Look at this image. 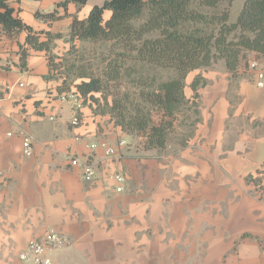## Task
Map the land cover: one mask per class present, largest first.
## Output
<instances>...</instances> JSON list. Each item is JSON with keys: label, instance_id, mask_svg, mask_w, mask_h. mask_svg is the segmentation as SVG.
I'll return each mask as SVG.
<instances>
[{"label": "crops", "instance_id": "1", "mask_svg": "<svg viewBox=\"0 0 264 264\" xmlns=\"http://www.w3.org/2000/svg\"><path fill=\"white\" fill-rule=\"evenodd\" d=\"M94 5L10 2L50 53L31 48L26 31L8 35L0 25V264H23L29 242L50 230L70 241L55 264H264V87L243 62L236 77L224 59L190 73L187 98L196 76L206 85L185 147L142 150L89 99L74 127L73 104L59 99L62 79H47L49 56L58 61L77 44L73 17L86 19ZM73 158L90 159L93 181Z\"/></svg>", "mask_w": 264, "mask_h": 264}, {"label": "trees", "instance_id": "2", "mask_svg": "<svg viewBox=\"0 0 264 264\" xmlns=\"http://www.w3.org/2000/svg\"><path fill=\"white\" fill-rule=\"evenodd\" d=\"M11 1L20 0H0V25L4 32L14 35L26 31V41L31 48L50 53L49 41H39L33 28L15 15ZM87 2L65 0V5L73 3L82 8ZM220 2L104 0L102 5L91 8L86 19L74 16L69 33L72 42L101 43L108 47L103 76H94L85 66L76 67V60L67 61L73 45L58 61L57 57L49 56L51 68L47 79L60 77L61 91H71L73 87L72 91L83 101L91 100L95 111L109 115L116 126L138 140L140 149L165 150L171 147V135L178 124L181 126L188 120L190 113L196 116L191 128H196L200 122L198 90L206 85V80L201 75L196 76L190 85L193 96L187 98L185 89L190 73L208 69L218 59H224L227 69L236 77L240 62L246 60L248 54L264 56V0H246L234 23L229 22L228 9H218ZM145 9L147 18L137 25ZM105 11L111 13L107 20ZM52 15L42 17L49 19ZM127 61L143 68L160 69L169 77L159 80L156 75L140 74L130 81L134 91L124 100L110 104L104 94L106 84H117L124 74L131 77L135 73L134 67H125ZM96 93H101L103 99L94 97ZM262 126L264 128V124ZM193 135L194 129L180 140L179 147H185Z\"/></svg>", "mask_w": 264, "mask_h": 264}, {"label": "rangeland", "instance_id": "3", "mask_svg": "<svg viewBox=\"0 0 264 264\" xmlns=\"http://www.w3.org/2000/svg\"><path fill=\"white\" fill-rule=\"evenodd\" d=\"M103 0H89V4L98 3L101 5ZM246 0H221L219 4V10H226L228 9L230 13L229 22L234 23L237 20L238 15L241 12L243 4ZM147 10H144V13L140 17V19L136 22L139 25L147 18ZM71 55L67 56V61L72 63L76 60L75 65L76 67L85 66L90 73L94 76L102 77L104 71L106 70L107 63L104 62V58L108 55V47L101 44V43H90V42H83L78 41L77 44L74 46ZM244 65H248L249 68L253 62L257 63L258 69L264 71V56H260L254 53H250L247 56L246 60L241 61ZM240 62V64H241ZM125 67H134L135 73L130 77L128 73L124 74L121 81L117 84H110L105 86L104 94L106 95L108 102L113 104L115 101H122L124 100L126 95H129L134 89L131 87L130 81L131 79L139 77V75H156L159 80H166L168 79V73L162 71L160 69L155 68H148V67H141L139 65H134L132 61H127ZM250 70H252L250 68ZM253 71V70H252ZM77 71L74 70V73ZM254 73V71H253ZM255 75V73H254ZM256 81V79H255ZM77 82H81V80H77ZM94 97L97 99H103L102 94L96 93ZM104 103V102H103ZM196 119V116L190 113V118L188 120H184L182 125L178 124L176 131L171 135V143L173 145L179 146L180 140L186 136L191 130L195 128H191V123Z\"/></svg>", "mask_w": 264, "mask_h": 264}, {"label": "built area", "instance_id": "4", "mask_svg": "<svg viewBox=\"0 0 264 264\" xmlns=\"http://www.w3.org/2000/svg\"><path fill=\"white\" fill-rule=\"evenodd\" d=\"M250 68L255 73L256 85L258 87H264V71L258 69L257 63L253 62ZM59 99L63 102H71L75 109V115L71 121V125L78 127L81 125L82 119L80 110L83 106V99L74 91H66L60 94ZM32 137L26 135L24 137V154L28 157L33 155ZM124 141L120 142V146H124ZM105 147V145H104ZM92 149L96 148V145H91ZM168 148H171L170 146ZM108 155H116V149L108 147L106 149ZM71 165L79 167L83 171V178L87 182H91L95 179V167L90 162V159L73 158ZM118 186L116 191L118 193L124 191L125 178L121 175L115 177ZM3 182V175L0 172V184ZM70 246V241L65 236L57 233L55 230H50L44 237L40 239H34L29 242L26 249L20 254L19 258L23 264H55L53 254L57 251H61Z\"/></svg>", "mask_w": 264, "mask_h": 264}]
</instances>
